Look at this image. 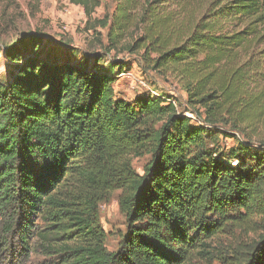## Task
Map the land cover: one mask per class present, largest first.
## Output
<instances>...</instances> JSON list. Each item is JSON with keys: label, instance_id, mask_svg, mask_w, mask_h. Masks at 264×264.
I'll return each mask as SVG.
<instances>
[{"label": "trees", "instance_id": "1", "mask_svg": "<svg viewBox=\"0 0 264 264\" xmlns=\"http://www.w3.org/2000/svg\"><path fill=\"white\" fill-rule=\"evenodd\" d=\"M68 1L96 34L107 30L98 62L140 52L142 68L181 85L185 107L117 96V76L97 64L44 59L39 33L7 46L16 64L0 81V264L9 253L50 264H264V0H116L104 18L92 17L101 0ZM132 27L143 32L122 43ZM144 155L139 174L133 159ZM117 190L126 231L110 250L100 207ZM256 228L233 262L226 242Z\"/></svg>", "mask_w": 264, "mask_h": 264}, {"label": "rangeland", "instance_id": "2", "mask_svg": "<svg viewBox=\"0 0 264 264\" xmlns=\"http://www.w3.org/2000/svg\"><path fill=\"white\" fill-rule=\"evenodd\" d=\"M115 4L116 0H101L92 17L104 18L106 14L113 12ZM92 24L93 20L88 18L85 8L68 0H0V48L3 49L0 52V81L10 75L16 64L14 59L8 56L7 46L20 41L23 36L39 33L44 39L42 48H39L44 59L51 56L62 61L69 59L86 67H94L97 64L99 69L117 76V81L113 85L117 96H123L131 102L139 94L165 96L176 99L181 105H178L180 108L185 107L186 92L181 85L146 66L142 68L144 63L140 52L114 50L98 62L99 56L104 54L100 39L104 43L107 41V30L98 27L97 31L101 35L96 34L91 27ZM141 29L133 28L122 43L134 40L143 32ZM20 48L27 50L24 45ZM117 61L122 62L127 71L120 74L118 67L114 65ZM187 115L195 118L192 112H188ZM223 142L227 146L235 144L232 139ZM149 159L150 155L133 159V165L139 174H143L144 166ZM120 192V190L113 192L110 200L100 207L102 225L107 232L106 245L110 250L118 248L121 236L126 231V218L118 200ZM258 222L259 226H262L264 218ZM262 232L263 229L256 228V231L249 234L241 233L231 245L229 241L226 242L229 245L223 250L229 254L233 262H238L237 260L246 255L248 250L246 244L254 239L257 233ZM4 259L6 264H50L48 261L50 258L40 253L31 257L9 253ZM213 264L226 263L223 260H215Z\"/></svg>", "mask_w": 264, "mask_h": 264}, {"label": "water", "instance_id": "3", "mask_svg": "<svg viewBox=\"0 0 264 264\" xmlns=\"http://www.w3.org/2000/svg\"><path fill=\"white\" fill-rule=\"evenodd\" d=\"M20 45V44H19ZM19 45L13 46L12 48H10V50H14L16 49Z\"/></svg>", "mask_w": 264, "mask_h": 264}]
</instances>
